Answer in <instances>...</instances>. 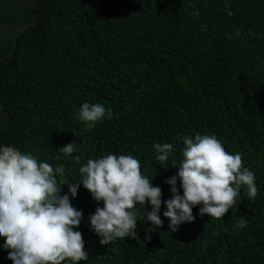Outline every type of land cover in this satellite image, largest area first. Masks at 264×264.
<instances>
[{"label":"trees","instance_id":"1","mask_svg":"<svg viewBox=\"0 0 264 264\" xmlns=\"http://www.w3.org/2000/svg\"><path fill=\"white\" fill-rule=\"evenodd\" d=\"M0 31H10L0 34V143L63 164L68 182L80 178L72 156L131 155L162 191L150 239L137 205L136 237L101 245L88 217L103 205L81 185L70 201L88 259L77 264H264V0H0ZM83 102L110 115L89 127ZM196 134L239 153L257 195L241 187L221 219L197 205L171 233L164 181L177 168H161L152 145L171 143L179 166L181 138ZM72 142L75 152L59 151ZM0 264H12L3 248Z\"/></svg>","mask_w":264,"mask_h":264},{"label":"clouds","instance_id":"2","mask_svg":"<svg viewBox=\"0 0 264 264\" xmlns=\"http://www.w3.org/2000/svg\"><path fill=\"white\" fill-rule=\"evenodd\" d=\"M106 113L110 115V110L100 103L83 102L78 118L92 127ZM181 139L179 166L174 160L169 163L173 156L171 143L152 145L161 168H177L176 174L164 181L171 194L163 200L162 214L169 221L168 231L174 233L179 225L192 222V209L197 205L198 216L221 219L236 203L241 187L246 189L247 199L256 197L255 174L242 166L239 153L226 151L215 135L196 134ZM59 151L69 156L76 149L72 142ZM72 160L80 165V178L68 182L63 180V164L53 168L31 153L0 143V248L7 251L12 264H77L88 259L82 234L74 231L82 211L70 201L81 185L94 201L102 202L103 206L96 207L88 217L90 230L101 245L136 237L137 205L145 209L144 222H150L145 239L160 229L161 188L150 183L135 157L109 153L83 164L79 155L72 156ZM58 178L62 182L58 183ZM61 185H67V192L61 194ZM243 226L244 218L240 217L234 227Z\"/></svg>","mask_w":264,"mask_h":264},{"label":"rangeland","instance_id":"3","mask_svg":"<svg viewBox=\"0 0 264 264\" xmlns=\"http://www.w3.org/2000/svg\"><path fill=\"white\" fill-rule=\"evenodd\" d=\"M2 31V30H1ZM0 31V34L3 33V34H7V33H10V31H4V32H1ZM7 32V33H6Z\"/></svg>","mask_w":264,"mask_h":264},{"label":"flooded vegetation","instance_id":"4","mask_svg":"<svg viewBox=\"0 0 264 264\" xmlns=\"http://www.w3.org/2000/svg\"><path fill=\"white\" fill-rule=\"evenodd\" d=\"M21 26H23V25H21ZM18 27H20V26H18Z\"/></svg>","mask_w":264,"mask_h":264}]
</instances>
